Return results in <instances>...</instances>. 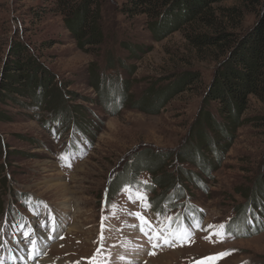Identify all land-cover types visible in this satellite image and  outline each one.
<instances>
[{
  "label": "rangeland",
  "instance_id": "374dc122",
  "mask_svg": "<svg viewBox=\"0 0 264 264\" xmlns=\"http://www.w3.org/2000/svg\"><path fill=\"white\" fill-rule=\"evenodd\" d=\"M57 1L0 0V79L13 47L22 46L49 70L64 95V101L49 105L21 96L0 103V264H15L13 256L20 259L17 264H89L98 249L103 264H196L224 252L231 254L208 264H264V222L249 221L252 205L245 199L260 193L264 199V103L250 97L234 137L218 135L225 145L217 169L203 173L201 163L200 169L176 159L198 147L199 131L217 137L203 121L206 113L218 124L225 120L220 104L206 99L225 53L198 50L188 39L207 30L188 28L158 38L150 28L154 21L122 13L125 0H99L104 42L98 52H89L78 48L54 8ZM41 9L54 11L39 20L33 14ZM255 20L246 13L239 29L228 31H245ZM185 76L193 78L183 91L172 92L178 93L159 113L139 109ZM99 82L104 89L97 88ZM211 142L209 148L218 145ZM165 153L167 162L151 163L164 184L151 198L177 195L179 189L165 186L167 177L177 184L185 179L183 172L196 175V185L184 183L187 197L175 202L182 208L168 213L181 218L193 211L194 224L197 218L204 223L193 227L191 243L153 249L130 213L140 212L157 227L161 218L139 200L133 203L127 192L116 193L114 178L133 157ZM62 154L69 155L71 167ZM152 178L145 172L140 180L151 184ZM221 224L231 230L223 239L209 227ZM32 241L39 248L35 259L29 256Z\"/></svg>",
  "mask_w": 264,
  "mask_h": 264
},
{
  "label": "trees",
  "instance_id": "16d2710c",
  "mask_svg": "<svg viewBox=\"0 0 264 264\" xmlns=\"http://www.w3.org/2000/svg\"><path fill=\"white\" fill-rule=\"evenodd\" d=\"M228 1H234L235 5L228 8L220 7L222 3ZM54 8L64 16L66 27L79 49L89 52L99 51L104 42L102 5L99 0H58ZM36 11L33 16L40 20L46 12H52L54 9ZM122 13L127 17L145 16L148 20L154 21V26L152 24L150 28L156 36L158 35V38L166 37L174 32H184L188 28L207 30V32L189 35V41L198 50H218L225 53V58L216 72L206 98L209 102L220 104V113L225 117L224 123L218 124L216 120L211 119L209 113H206L203 121L209 123L217 137L210 139L207 137V132L199 131L201 137L198 147L188 152L186 149L183 153H178L176 158L180 164L197 163L199 168L201 163L203 173L217 169L218 156L225 145L223 142L227 137L233 138L237 128L241 127L240 119L247 110L250 97H255L264 103V0H125ZM246 13H252L255 16L253 26L245 31H228L230 28L239 29ZM10 55L13 59L4 67L0 79V103H5L4 99L7 98L17 101L16 96L25 97L33 104L39 102L45 105L54 104L59 98L64 101V95L59 87L55 86L53 75L33 55L28 54L25 48L13 47ZM192 78V76L181 78L162 98L154 96L155 99L150 104L140 105L139 109L148 114L159 113L175 94L183 91L184 86ZM101 85L103 87V84L99 82L97 88ZM173 91L178 92L172 95ZM103 99L106 101L113 98L109 99L105 96ZM57 104L62 106L60 101ZM218 135L224 136L225 140ZM211 141L218 145L209 148ZM0 147L2 148L1 140ZM207 150L210 152H206ZM139 156L133 157L130 165L127 164L124 170L114 178V183L117 185L115 192H122V188L129 182L132 186L139 185L141 190L147 191V199L151 203L149 210L156 215L159 213L160 217L168 216V210L181 207L175 202H180L187 197L183 192L188 191L189 188H186L184 183L190 182L196 185L199 178L183 172L185 179L178 178L180 182L174 184L167 177L168 182L165 186L171 187L169 191L179 189L177 195H165L161 199L151 198L150 195L156 191L157 187L164 186L156 180L158 169L152 167L151 163H165L170 156L166 153ZM145 172L152 175L151 184H143L140 180ZM262 178L264 188V177ZM259 195L254 199L251 196L245 197L252 205L247 212L250 215L253 214L249 221L253 219L264 222V199H261L262 193ZM188 199L194 200L192 196H188ZM191 212L196 218V213ZM247 213L245 211V216ZM182 217L186 223L191 222L187 215L184 214Z\"/></svg>",
  "mask_w": 264,
  "mask_h": 264
},
{
  "label": "snow or ice",
  "instance_id": "6c2138e0",
  "mask_svg": "<svg viewBox=\"0 0 264 264\" xmlns=\"http://www.w3.org/2000/svg\"><path fill=\"white\" fill-rule=\"evenodd\" d=\"M61 160L65 161L67 163V166L71 167L70 163V157L68 154H62L60 157ZM143 184H147V181L142 182ZM122 191L127 192L129 195V199L135 203L137 200L141 202V206L143 208H151V203L147 199V191L141 190L139 185L132 186L129 183L125 184V186L122 188ZM40 204H43L44 202L40 201L38 202ZM47 207V205H44ZM110 209L115 208V204L109 205ZM130 215L135 216L139 221V229L141 232L144 233V235L148 238V240L152 244L153 249L162 248V247H175L177 244H185V243H191L192 238L194 236L193 227L199 228L200 224L199 222H196L194 225L185 226L183 223H176L172 220V218H169L167 216H164L163 220L161 221L160 225L154 226L151 222H149L144 215H142L140 212H134L130 213ZM157 215H160L157 213ZM55 218L53 217V220ZM103 224L101 225V242L103 241ZM130 227H137V225H130ZM214 227L217 229L215 232V235H217L218 238L223 239L227 236L231 235V230L229 228L228 231H225L226 225H217V226H209ZM53 231H55V228H53ZM61 239L63 237H60ZM207 239H210V237H206ZM39 251L38 244L35 241L31 242V247L29 248V256L32 259L36 258V255ZM150 254L154 255L155 252H151ZM230 252H224L218 254L216 257H207L200 261H196V264H208L209 261H214L216 259H219L225 255H230ZM102 252L100 249L97 250L96 255H94L91 260L89 261V264H103V261L98 260L97 257L101 256ZM120 259H124V257H120Z\"/></svg>",
  "mask_w": 264,
  "mask_h": 264
},
{
  "label": "bare ground",
  "instance_id": "6f19581e",
  "mask_svg": "<svg viewBox=\"0 0 264 264\" xmlns=\"http://www.w3.org/2000/svg\"><path fill=\"white\" fill-rule=\"evenodd\" d=\"M54 236H55V234H51L50 237H51L52 239H55ZM1 256H3V255H0V257H1ZM28 257H29V256H28ZM15 258H16V257H14V256L12 257V259H13L12 262L15 263V264H17V262H18L20 259H19V258H16V259H15ZM16 260H18V261H16ZM46 264H49V263H46ZM53 264H57V263H53ZM58 264H59V263H58Z\"/></svg>",
  "mask_w": 264,
  "mask_h": 264
}]
</instances>
